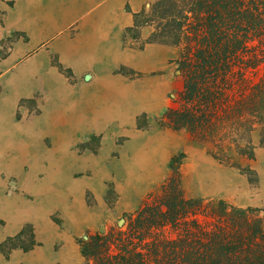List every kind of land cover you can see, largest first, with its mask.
<instances>
[{"label": "rangeland", "instance_id": "1", "mask_svg": "<svg viewBox=\"0 0 264 264\" xmlns=\"http://www.w3.org/2000/svg\"><path fill=\"white\" fill-rule=\"evenodd\" d=\"M152 2L144 6L148 9ZM125 8L130 12L128 1ZM138 13L132 15L133 23ZM152 33L153 29L148 26L124 30L127 52L134 50L135 57L127 56L125 64L113 73L124 81V85L119 82L124 90L117 91L120 104L110 99L109 106L95 103L97 100L92 105L91 101L76 105L79 111L86 109L87 116H94L93 126H88L84 132H71V139L60 149L61 153H50L52 138L46 136L45 149H42L44 154L39 152L41 148L38 154H32L36 156L35 161L44 160L45 164L59 166L51 174L46 187H43V180L47 175L41 171H37L36 182L31 180L29 189L23 190L19 179L7 181L8 193L25 196L34 210H31L32 215L38 212L39 203L43 206V202L49 203L45 200L52 194L59 200L68 183L71 192L66 202L71 206L75 205L74 200H78L93 214L90 221L81 223L76 229L72 228V222L78 221L79 213L67 218L57 209L49 215L48 221L55 231L67 230L76 234L72 242L77 253L65 256L64 264H84L80 249L83 238L120 226L124 216L133 214L142 201L160 195L162 185L173 173L171 165L177 168L185 198L212 202L222 200L232 206L256 210L264 222V148L254 149L251 158L228 152L220 161L212 146L198 145L188 133L162 126L160 119L165 110L178 106L177 95L182 83L174 64L178 50L155 43H148L150 46L145 47ZM43 46L41 44L37 49ZM3 49L1 46L0 50ZM51 64L59 70L61 81L72 90L93 80V75L88 72L76 75L70 70H62L55 57L51 58ZM34 81L35 88L17 102V120L35 121L53 100L56 91L44 87L41 77H35ZM100 91L108 94L109 90ZM110 92L112 97V89ZM76 94L82 97L80 91L74 92V96ZM98 95L101 99L104 96ZM99 98L94 96V99ZM172 159L178 162L171 163ZM62 161L64 167L60 165ZM30 168L32 172V163ZM16 204L17 201L14 202L15 207ZM57 205L62 207L60 203ZM25 218L19 231L5 239L1 232L17 227L6 219H0V260L3 264H46L50 254L56 255L65 247L66 243L62 241L51 250L40 252L37 248L42 243H38L33 234L35 224L32 219L27 222L28 218ZM36 257L44 260L33 259Z\"/></svg>", "mask_w": 264, "mask_h": 264}, {"label": "trees", "instance_id": "2", "mask_svg": "<svg viewBox=\"0 0 264 264\" xmlns=\"http://www.w3.org/2000/svg\"><path fill=\"white\" fill-rule=\"evenodd\" d=\"M134 18L153 29L147 43L178 50L182 88L162 126L212 146L220 161L264 148V0H156ZM170 169L160 195L80 241L84 264H264L256 210L187 199Z\"/></svg>", "mask_w": 264, "mask_h": 264}, {"label": "crops", "instance_id": "3", "mask_svg": "<svg viewBox=\"0 0 264 264\" xmlns=\"http://www.w3.org/2000/svg\"><path fill=\"white\" fill-rule=\"evenodd\" d=\"M126 1L130 12L126 11ZM151 1L156 0H0V47L4 48L0 50V219L17 227L1 233L3 239L16 234L27 217V222L32 219L35 224L33 234L34 239L42 243L37 248L40 252L51 250L64 241L65 247L56 255L50 254L46 264H64L65 256L77 253L72 242L76 234L67 230L55 231L48 221L49 215L57 209L67 218L79 213L78 221L72 222V228L76 229L81 223L90 221L93 214L78 200H74L75 205L71 206L66 202L71 192L68 183L59 200L52 194L45 200L49 203L43 202L44 206L39 203L38 212L32 215L31 210H34L25 196L8 193L7 181L19 179L22 189H29L31 180L36 182L37 171H41L47 175L43 180L45 188L51 174L59 168L58 165L45 164L44 160L35 161L36 156H32L40 148L39 152L44 154L45 137L52 138L50 153H61L60 149L71 139V132H84L88 126H93L94 116H87L86 109L79 111L76 105L86 101H91L92 105L97 100L95 103L109 106L110 99L120 104L117 91L124 90V81L113 73L125 64L127 56L135 57L134 50L127 52L123 33L134 26L132 15L147 10L144 5ZM41 44L45 47L37 49ZM144 46L150 45L146 42ZM52 57L57 59L62 70H70L76 75L92 74V82L72 90L61 81L59 70L51 64ZM35 77H41L44 87L56 91L53 100L35 121L17 120V102L35 88ZM119 82L123 84L121 87ZM69 89L72 93H68ZM99 90L109 91L103 94ZM77 91L82 97L79 94L74 96ZM98 94L104 95L102 99ZM60 165L65 166L63 161ZM57 203L62 207H56ZM33 259L44 260L42 257ZM0 264H3L1 260Z\"/></svg>", "mask_w": 264, "mask_h": 264}]
</instances>
